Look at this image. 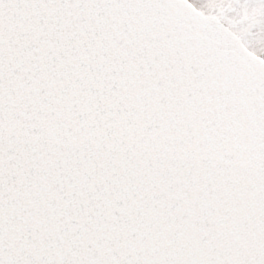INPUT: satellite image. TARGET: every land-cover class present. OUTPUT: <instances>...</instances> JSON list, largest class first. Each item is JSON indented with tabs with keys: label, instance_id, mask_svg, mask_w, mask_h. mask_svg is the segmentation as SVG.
I'll use <instances>...</instances> for the list:
<instances>
[{
	"label": "snow or ice",
	"instance_id": "6c2138e0",
	"mask_svg": "<svg viewBox=\"0 0 264 264\" xmlns=\"http://www.w3.org/2000/svg\"><path fill=\"white\" fill-rule=\"evenodd\" d=\"M0 264H264V0H0Z\"/></svg>",
	"mask_w": 264,
	"mask_h": 264
}]
</instances>
